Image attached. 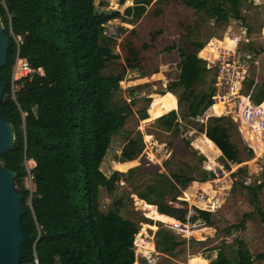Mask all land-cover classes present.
<instances>
[{"label": "trees", "instance_id": "16d2710c", "mask_svg": "<svg viewBox=\"0 0 264 264\" xmlns=\"http://www.w3.org/2000/svg\"><path fill=\"white\" fill-rule=\"evenodd\" d=\"M127 1L120 0L119 6L124 7ZM154 1L133 0V6L122 13L108 9L106 1L97 4V0H0V17L10 45L8 62L1 72L4 94L9 99L2 101L1 110L15 132V145L1 161L17 174L15 187L23 198L22 221L29 239L22 247L21 264H34L35 258L40 264L136 263L134 242L140 225L154 224L143 217L123 216L116 208L121 202H116L113 208L102 206L103 190L115 191L102 171V164L116 137L122 143L118 163L144 157L146 144L139 126L141 121L152 122L148 113L152 100L139 95L148 86L123 92L120 83L126 80L129 71L139 70L143 77L151 73L144 71L143 52L155 48L154 43L164 30L151 32L150 42L140 43L136 28L120 43L118 38L125 34L124 28H118L115 38L107 36L105 30L107 24L117 20L136 26L149 7L175 0ZM212 2L218 14L220 11L224 14H214ZM182 3L192 12L204 13L217 22L242 21L251 34V26L243 16V0H182ZM201 24L199 18L190 24H179L186 33L181 37L184 45L174 43L168 48L178 51V77L158 93L163 96L157 102L158 107L150 109L156 130L171 139L168 146L172 156L150 174L145 172L144 164L128 172L127 164H121V172L126 173L116 174L130 187V196L154 206L162 217L180 220L185 218L186 204L179 207L175 204L183 192L194 182L204 183L211 177L207 171L198 173V178L193 175L206 158L192 148L190 139L183 137V125L200 118L203 121L215 104V89L204 91L199 80L208 74L206 62L197 57L206 43L192 38L200 33ZM117 47L120 53L116 52ZM18 52L33 68L43 69L44 76L13 82ZM238 53L251 54L258 60L264 54V46L249 42L247 49L238 48ZM13 85L17 87L16 100L12 96ZM245 88L243 92L251 94L254 104L264 102V80L260 85L248 80ZM126 93L133 98L130 104ZM170 93L177 98V111L169 102ZM216 109L214 105V114L220 116ZM197 130L222 152L221 162L228 170L244 162L243 153L250 159L254 156L253 150L241 149L236 143V128L229 117H209ZM176 147L187 149L199 165L187 164V170L184 169L183 161L175 159ZM31 161L35 163L33 168L28 167ZM247 174V167L234 172L231 195L225 206L214 213L200 212V217L216 231H221L220 226L224 225L225 234H236L234 240L239 245L236 264H264V254H259L255 261L248 247L253 216L256 214L264 224V209L257 206L264 183L249 186L243 179ZM156 227L154 243L158 253L174 258L182 247L185 249L186 241L180 236L161 224ZM138 247V252L154 250L152 245L139 240ZM213 250L217 255L210 264H230L224 250L219 247ZM203 262L201 258L200 263ZM196 263L197 259L193 264ZM139 264L148 262L142 258Z\"/></svg>", "mask_w": 264, "mask_h": 264}, {"label": "rangeland", "instance_id": "374dc122", "mask_svg": "<svg viewBox=\"0 0 264 264\" xmlns=\"http://www.w3.org/2000/svg\"><path fill=\"white\" fill-rule=\"evenodd\" d=\"M101 1H106L109 3L110 10H120L122 13L127 7L133 6V0H128L124 7L119 6L120 0H97V4ZM157 0L154 1V3ZM218 1V0H217ZM215 2V0H214ZM210 7L214 9V14H224L222 11L218 14V10L215 4L210 3ZM231 10V7H228ZM161 9L162 12L157 14V10ZM243 16L246 19V23L251 26V34L249 35V30L247 29V25L242 21H237L234 19H230L229 22H217L215 20L209 19L204 13H200L198 11L192 12L191 9L184 6L182 0H175L166 2L163 4H158L148 8L147 14L139 21L136 26H132L129 24H125L120 21H113L114 28H124L126 30L125 34L120 35L118 38V42H122L126 36L129 35V32L136 28L137 31V42L148 41L150 42V33L162 29L164 33L158 38V40L154 43L155 48H151L150 50L143 52V59L144 63L142 64L145 69L146 73L143 77L139 70L129 71L126 82H124V87L132 88L141 85H147L143 91L140 92V97H146L152 100V104H150V108L148 109V113L151 116L152 122L156 121L153 116L151 115L150 109L153 107H158L159 98L163 97L158 93L165 91L168 84L176 80L179 74V67L178 64L180 62V57L178 55V51L176 49L169 51L168 48L172 46V44L176 43L179 47L183 46L184 41L181 38L183 34H186L179 24L181 22L192 23L195 18H199L202 20L201 30L199 34H195L192 38L194 41H202L206 43L205 47L212 41H224V46L228 47L230 50H235L238 45V48L242 50H246L248 47V43H252L253 45H260L264 46V0H243L242 5ZM231 15V14H230ZM118 34V33H117ZM117 37V36H116ZM239 42V43H238ZM186 43V41H185ZM116 52L120 53V48L117 47ZM208 48H204L201 52L198 53L197 57L200 60L205 61L207 56ZM259 65L252 68V79L256 82V85H260L264 80V54H261L258 58ZM206 62V61H205ZM157 69V73L153 74L152 71ZM21 75H16V79L20 78ZM213 73L210 72L207 74L205 83L202 84L203 90H208L207 88L211 84L213 80ZM246 93H247V88ZM139 97V98H140ZM223 101V99H222ZM170 104L175 107L174 111L178 109V101L176 96L170 93L169 97ZM217 106V113L231 118L234 125L236 126V136L235 141L239 145L241 149L248 146V132L246 131L245 127L242 126L240 121H236L234 114L230 113L233 110V106L227 104L226 111L224 113L223 105ZM148 114V115H149ZM233 114V115H231ZM213 114L212 110H209L206 114V117L203 119L204 122ZM216 117H221L217 116ZM234 118V120H233ZM200 118L197 122L188 121L187 125H183V129L185 130L184 136L185 138L190 139L191 146L194 150H197L200 155H203L206 160L203 162L202 167L199 168L200 170H196L193 175L198 178V173L204 170V166H210L214 163V160L217 156L220 155V151L216 149L215 144L210 141L204 134L198 132V126L204 123ZM145 123L144 121L140 122L139 130L142 132L144 136L145 142L150 140L152 136L154 140L153 143H157L158 146H154V150H151V146L149 145V149L144 152V157H141L133 162H128L127 164V171L129 168L133 166H140L145 165V172L148 174L152 172H156L159 170L161 164L160 160L166 156V151L168 150L170 155L172 156L173 151L168 146L170 142V137L167 134L161 133L156 130L154 127V123ZM185 123V122H184ZM243 132V133H242ZM250 140L252 149L254 152V156L252 159L248 158L245 153H243V160L244 163L249 161L250 163L254 161V163L249 164L247 166L248 174L244 176V180L247 184L251 187H257L258 185L264 183V138L261 139L260 136L251 135ZM154 141V142H153ZM250 142V141H249ZM162 147V148H161ZM122 143L119 137H116L112 141V145L110 150L102 164V171L103 173L109 178L110 184L114 186L115 191L109 193L107 190H103L101 195V204L105 207H114L116 202H121L120 205L116 206L118 211H120L123 216L128 218H146L153 222V226L149 224L142 223L140 225V232L139 236H137L139 241H143L142 237L146 238L147 236L154 237L157 232V228L155 224H161V222H171L169 221V217H162L163 215L157 213L154 210V206L148 205L146 202L139 200L134 195H129L130 187L125 185L121 179L116 175L121 172V163L117 162V159L121 154ZM169 157V158H170ZM210 159V165L209 160ZM175 159H180L183 161L182 167L187 170L186 165H193L197 167L199 164L194 158L193 155L184 147H176L175 151ZM163 161V160H162ZM146 162L149 163L146 164ZM219 164H223L221 159L217 161ZM35 163L33 161L28 163L29 168H33ZM133 167V168H136ZM235 166H232V168ZM244 167V166H242ZM241 168V167H240ZM239 169V168H238ZM238 169H235L237 171ZM118 177V178H117ZM258 196L257 206L264 209V189L260 191ZM231 195V193H230ZM230 196L228 197L227 201L229 200ZM226 201V203H227ZM225 203V204H226ZM224 204V206H225ZM223 206V207H224ZM156 208V207H155ZM254 208V207H253ZM252 209V208H251ZM243 212L246 211V208L241 209ZM223 216V215H222ZM224 217V216H223ZM168 218V220L166 219ZM233 222V218L230 217ZM221 231H216L214 234V238L209 239L206 242L197 243L191 242L189 245H185V249L182 247L180 252L174 258H166L161 256L159 259V264H188V260L190 257V264H193L194 260L197 259L196 264H201V258H208L212 260L216 257L217 251L213 250V248L219 247L220 249L224 250L230 260V264H236L237 258V249L238 243L234 240L236 234L227 235L223 232L224 225L220 226ZM157 229V230H155ZM249 250L256 261V257L259 254H264V224L260 221L259 217L255 214L252 218V227L249 235V243H248ZM147 250V249H146ZM145 255L150 256V252L144 251ZM203 256V257H201ZM203 264H208V260L204 258Z\"/></svg>", "mask_w": 264, "mask_h": 264}, {"label": "built area", "instance_id": "2783aa9c", "mask_svg": "<svg viewBox=\"0 0 264 264\" xmlns=\"http://www.w3.org/2000/svg\"><path fill=\"white\" fill-rule=\"evenodd\" d=\"M105 34L113 38L117 36V29L114 28L113 22L106 25ZM207 48L206 62L208 74L212 72L214 75V102L220 103L223 106H227V104L232 105L233 110L231 113L234 114L236 121H240L248 129L250 134L260 136L263 139L264 102L256 105L251 99V94L243 92L245 82L253 80L251 74L252 68L259 65V60H255L251 54H239L238 48L230 50L219 40L212 41ZM16 75H21V77L16 79ZM35 76H44L43 69L33 68L18 53L13 68V82L25 77L33 78ZM124 82L120 83V89L123 92H127L129 88L124 87ZM16 91L17 87L13 85V100H16ZM125 98L128 104L133 100L127 93ZM152 139L154 140L153 137ZM147 141L145 142V152L151 144V141ZM249 147L252 146L249 145ZM244 165L246 166L247 163ZM204 167L207 172L211 173L210 179L204 183L198 182L195 187L193 184L196 182H194L187 191L183 192L182 197L179 198L182 203L186 204L187 212L185 218L183 220L173 218L171 222H162L163 227L180 236L186 241L187 245L191 242L202 243L214 238L216 230L206 220L200 217V212L214 213L224 206L233 187L231 176L236 172L235 169L242 166H235V169L233 167L231 170H228L224 164H219L216 159L212 165H206ZM261 170H264V168L262 167ZM137 236L134 242L137 258L146 259L148 264H159V259L162 255L156 251L154 240L151 237L149 238V236L146 238L142 237L145 244L152 245L154 248L150 256H147L144 252H138ZM34 264H40L37 258H35Z\"/></svg>", "mask_w": 264, "mask_h": 264}, {"label": "water", "instance_id": "95a60500", "mask_svg": "<svg viewBox=\"0 0 264 264\" xmlns=\"http://www.w3.org/2000/svg\"><path fill=\"white\" fill-rule=\"evenodd\" d=\"M8 42L0 17V264H21L22 247L29 239L23 226V198L15 187L17 174L5 168L1 159L15 145L13 125L7 121L2 110L4 94L1 72L8 62ZM19 53V52H18ZM37 243L35 244L36 247Z\"/></svg>", "mask_w": 264, "mask_h": 264}, {"label": "crops", "instance_id": "0c3cea01", "mask_svg": "<svg viewBox=\"0 0 264 264\" xmlns=\"http://www.w3.org/2000/svg\"><path fill=\"white\" fill-rule=\"evenodd\" d=\"M220 42H222V44L225 43L224 41H220ZM238 43H239V42H238ZM238 45H239V44H237V47H236V48H238ZM225 46H226V45H225ZM205 48H207V47H205ZM207 53H208V52H207ZM206 59H207V56H206ZM205 70L208 71V70H207V62H206V68H205ZM206 77H207V74H205L204 76H202V79H199V80L202 82V84L205 83V81H206ZM125 82H126V81H125ZM255 85H256V84H255ZM210 87H213V84H212V83L209 85V87H208L207 89H209ZM204 91H205V90H204ZM206 91H207V90H206ZM216 104L220 105V103H215L214 105H216ZM214 105L211 107L210 110H212V108L214 107ZM221 105H222V104H221ZM149 108H150V107H149ZM223 108H224V113H225V111H226V106H223ZM177 110H178V109H176L175 111H177ZM212 111H213V110H212ZM230 113H231V112H230ZM213 114H214V112H213ZM222 115H224V114H222ZM222 115H220V116H221V117H226V116H222ZM231 115H233V114H231ZM209 117H213V115H211V116H209ZM214 117H216L215 114H214ZM233 120H234V118H233ZM235 120H236V118H235ZM150 123H151V122H150ZM152 123H153V122H152ZM242 126H243V125H242ZM243 127H245V126H243ZM235 128H236V126H235ZM245 129H246V131L248 132V135H249L247 139L250 141V142L248 141V143H249V145H250V143H251L250 137H251V136H250V133H249L248 129H247L246 127H245ZM235 133H236V131H235ZM242 133H243V132H242ZM251 135H252V134H251ZM204 136H205V135H204ZM150 137H151V139L149 140V142L151 141V144H150V145L153 146V147H152L153 149L151 148V150H154V148H155L156 146H158V144H157V143H153V144H152V140H153V139H152V136H150ZM263 138H264V137H263ZM262 140H263V139H262ZM153 142H154V141H153ZM213 144H214V143H213ZM251 144H252V143H251ZM249 145H248V146H249ZM154 146H155V147H154ZM251 146H252V145H251ZM215 147H216V145H215ZM161 148H162V147H161ZM251 148L254 149L253 147H250V149H251ZM216 149H218V148L216 147ZM218 150H219V149H218ZM254 150H255V149H254ZM219 151H220V150H219ZM165 155H166V156H164V158H162V159L159 161L161 165H162V162H163L164 160H166V159H168V158L170 157V156H168V155H170V153H169L168 150L166 151V154H165ZM221 157H222V152L220 151V155L216 157L217 161H219V159H221ZM207 159L210 161L209 158H207ZM216 159H215V160H216ZM162 160H163V161H162ZM215 160H214V161H215ZM249 161H251V160H249ZM249 161H248V162L246 161V163H247L246 166H248L249 164L254 163V161L251 162V163H250ZM121 164H126V163H121ZM244 164H245V163L243 162L242 164H240V166H245ZM234 166H239V165H234ZM246 166H245V167H246ZM133 167H136V166H133ZM133 167L129 168L126 172H128V171H129L130 169H132ZM126 172H123V173H126ZM197 183H198V182L194 183L193 186H194V187L197 186ZM181 197H182V196H181ZM181 197H180V198H181ZM181 203H182L181 200L178 199V201H177V203L175 204V206L179 207V206L181 205ZM156 210H157V208H156ZM164 216H165V215H164ZM169 218H170V219H173V218H171V217H169ZM161 223H162V222H161ZM155 226H156V224H155ZM157 229H158V228H157ZM157 229H155V230H157ZM154 234H155V232H154ZM154 237H155V236H154ZM154 237H151V238L154 240ZM144 251H148V253L150 252L148 249H147V250H143V252H144ZM150 253H151V252H150ZM136 256H137V254H136ZM201 257H203V256H201ZM191 258H192V257L189 258V260H188V264H190V259H191ZM204 258H205L206 260H208V264H210V262L213 260V259H212V260H209V259L206 258V257H204ZM253 258H254V257H253ZM135 264H139V258H137V261H136Z\"/></svg>", "mask_w": 264, "mask_h": 264}, {"label": "bare ground", "instance_id": "6f19581e", "mask_svg": "<svg viewBox=\"0 0 264 264\" xmlns=\"http://www.w3.org/2000/svg\"><path fill=\"white\" fill-rule=\"evenodd\" d=\"M205 61H206V59H205ZM169 220H171V219H169Z\"/></svg>", "mask_w": 264, "mask_h": 264}]
</instances>
